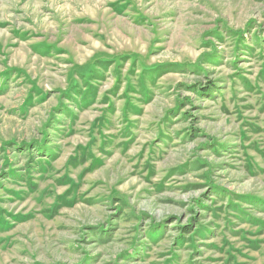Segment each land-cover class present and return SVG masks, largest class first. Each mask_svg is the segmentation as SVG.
Returning <instances> with one entry per match:
<instances>
[{"label":"rangeland","instance_id":"1","mask_svg":"<svg viewBox=\"0 0 264 264\" xmlns=\"http://www.w3.org/2000/svg\"><path fill=\"white\" fill-rule=\"evenodd\" d=\"M0 264H264V0H0Z\"/></svg>","mask_w":264,"mask_h":264}]
</instances>
